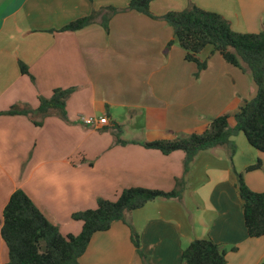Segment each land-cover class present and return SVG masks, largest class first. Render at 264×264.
Returning a JSON list of instances; mask_svg holds the SVG:
<instances>
[{"label": "crops", "instance_id": "1", "mask_svg": "<svg viewBox=\"0 0 264 264\" xmlns=\"http://www.w3.org/2000/svg\"><path fill=\"white\" fill-rule=\"evenodd\" d=\"M129 2L0 0V112L14 106L36 111L41 97L74 89L67 121L51 115L36 126V117L0 116V264L9 261L1 236L3 212L18 190L64 236H76L83 223L73 215L95 209L98 199L116 201L129 188L171 192L178 180H183L182 197L164 199V205L176 203L188 211L186 195L191 193L202 210L198 230L181 216L152 214L151 207L163 202L156 199L131 212L128 224L115 222L96 233L81 263L183 264L182 253L194 240L212 239L228 250L227 264H263L264 237L248 236L236 181L237 173L260 160L262 169L244 173V179L252 191L264 193V153L247 149L253 158L240 165L236 152L233 168L213 164L207 170L211 186L193 189L188 181L201 153L186 173L185 152L164 155L143 144L182 137L202 126L209 114L235 115L257 91L250 73L218 54L208 59V48L200 55L208 59V68L196 82V65L186 61L173 28L161 17L196 5L222 15L235 32L255 34L264 30V0H154L150 9L157 19L128 11L112 17L109 31L100 20L76 32L62 31L94 10L124 9ZM20 64L29 75L21 73ZM89 117H107L109 125L88 126L83 118ZM117 125L126 144L116 141ZM220 148L202 154L220 159ZM129 225L139 235L141 255Z\"/></svg>", "mask_w": 264, "mask_h": 264}, {"label": "trees", "instance_id": "2", "mask_svg": "<svg viewBox=\"0 0 264 264\" xmlns=\"http://www.w3.org/2000/svg\"><path fill=\"white\" fill-rule=\"evenodd\" d=\"M154 0H130L124 9L113 7L94 10L91 15L80 18L65 26L62 31L76 32L96 22L109 31L112 17L119 13L134 11L157 19L150 9ZM174 30L176 41L186 52V61L197 65L198 74L208 68V59H202L201 53L211 47V54H218L229 65L250 73L256 86V95L235 114V126L230 127L229 116L215 118L201 134L186 137H174L143 146L169 155L175 151L186 153L185 171L201 151L216 147L230 146L231 159L236 154V145L232 139L244 134L248 143L264 153V30L255 34L235 32L230 23L220 14L206 11L196 5H190L183 11H172L161 17ZM174 41L167 45L169 49ZM21 73L29 75L28 68L20 64ZM74 89H56L51 98H40L36 111L14 106L1 115H24L38 118L33 120L41 126L51 115L68 120L66 105ZM115 137L118 144H126L121 139L122 128L116 126ZM263 164L258 160L246 168L244 173L261 170ZM244 173H237L236 186L243 205V214L248 236L264 237V193L252 191L246 184ZM183 180L177 181V188L171 192L145 188L123 190L116 201L98 199L97 207L73 215L75 221L83 223L79 235L64 236L60 229L47 220L37 209L27 194L16 191L3 212L1 236L8 249L9 261L5 264H82L93 236L106 232L115 222L128 224L127 213L145 207L158 198H181ZM132 241L141 255L139 235L131 225ZM232 251H237L233 248ZM228 250L212 239L194 240L182 253L183 264H227ZM264 264V263H263Z\"/></svg>", "mask_w": 264, "mask_h": 264}, {"label": "rangeland", "instance_id": "3", "mask_svg": "<svg viewBox=\"0 0 264 264\" xmlns=\"http://www.w3.org/2000/svg\"><path fill=\"white\" fill-rule=\"evenodd\" d=\"M208 49H210V52H211V47H209ZM209 57H210V55L207 56V58H209ZM203 72H201L199 74V76H197L198 67L196 65V72H195V76H194V79L196 80V82H197V80L200 79V76H201V74ZM222 86H223V83H222ZM227 115L230 118L229 121H230L231 127H233L234 122H235L234 121V116L235 115H229V114H227ZM219 116H221V115L219 114V115L215 116L214 114H209V115L204 116V118H203L204 119V124H202V126H194V127L189 129L190 132H188V134H186V135L181 134L180 136L186 137L188 135L190 136V134H201V133H203L208 128L210 123L215 118H217ZM234 138L236 139V141H235ZM234 138H233L234 141L232 139V142L235 145H238V149H237V146H236V152L238 153V155H237L238 163L240 165H243L244 163H246L248 161H251L253 156L247 149L252 150V152L253 151L255 152V149L253 147H251V145L248 143V141L246 140V137L244 136V134H240V135H238V136H236ZM240 140H243V146L240 144L241 143ZM244 144H245V146H244ZM218 150L220 152L218 154H221V158L220 159H219V155H216L214 153H208V155L206 153H203L204 154L203 155L202 151L200 152L203 157L194 164V167L192 165V168H191V169H193L192 176H191L192 179L188 181V182L192 183V185H193L191 188L196 189L198 187H205V186L209 188L211 186V184L213 182V178H212V176L208 177L207 170H208L209 167L213 168L212 167L213 164H214V166H219L220 168H225V167L233 168V163L230 161V160H232L230 158L231 157L230 146L221 147ZM190 166H191V164H190ZM176 188H177V186H176ZM182 188H183V185H182ZM190 195H191V193L186 195L187 196L186 205H187L188 211L184 210L182 207L178 208V206L175 205L176 203L175 204L170 203L172 205H167V207H166V205H164V204H166L165 202L167 200H169V199H167V200L157 199L158 200L157 202H161V201H163V202L161 203V205H158L157 207L156 206L151 207L152 208V210H151L152 214H154V215L162 214L163 217L170 218V219H174L175 218L176 220H177V218H179L181 216V218L185 220V223H186L187 226H189V227L191 226L193 228H197V230H198V227H196L197 226V222H198V221H196V218H197V214L201 213L202 210L199 209V206L197 207V205H195V203H193L192 199H190V197H189ZM199 201L202 202L201 199H199ZM130 214H132V213L131 212L127 213L126 219H128ZM198 232L200 233L201 231H198Z\"/></svg>", "mask_w": 264, "mask_h": 264}, {"label": "built area", "instance_id": "4", "mask_svg": "<svg viewBox=\"0 0 264 264\" xmlns=\"http://www.w3.org/2000/svg\"><path fill=\"white\" fill-rule=\"evenodd\" d=\"M83 122L88 126H93L95 128H99L100 126H107L109 125V120L107 117H103L100 119L89 117V118H83Z\"/></svg>", "mask_w": 264, "mask_h": 264}]
</instances>
